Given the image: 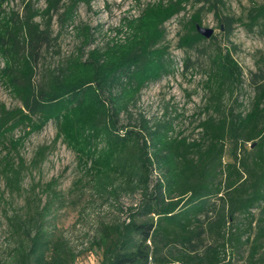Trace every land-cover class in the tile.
Masks as SVG:
<instances>
[{
  "label": "trees",
  "instance_id": "obj_1",
  "mask_svg": "<svg viewBox=\"0 0 264 264\" xmlns=\"http://www.w3.org/2000/svg\"><path fill=\"white\" fill-rule=\"evenodd\" d=\"M12 1L0 0V82L19 102L12 108L0 102L7 187L18 189L23 167L21 158L15 167L9 153L53 121L54 140L75 153L94 197L106 203L123 195L140 198L122 220L100 223L92 240L79 246L50 218L59 200L55 191L42 206L28 201L23 214L6 218L0 264H75L92 250L101 255L98 264H234L230 252L245 246L248 264H264V208L252 213L264 204V73L254 74L249 108L226 105L242 83V69L232 48L217 46L209 58L207 116L197 124L198 138L176 131L174 118L133 117L130 110L148 83L172 71L162 44L166 21L197 5L177 42L193 48L205 39L197 28L204 12H212L228 38L236 23L252 29L264 20V3L250 7L244 22L221 12L224 0H154L136 15H124L113 36L93 47L95 27L75 25V51L36 81L42 53L55 39L53 15L60 27L72 25L81 0H45L42 9L22 0L21 11L9 6ZM189 65L186 59L184 67ZM15 130L23 132L12 138ZM46 149L39 148L35 161Z\"/></svg>",
  "mask_w": 264,
  "mask_h": 264
},
{
  "label": "rangeland",
  "instance_id": "obj_2",
  "mask_svg": "<svg viewBox=\"0 0 264 264\" xmlns=\"http://www.w3.org/2000/svg\"><path fill=\"white\" fill-rule=\"evenodd\" d=\"M154 0H90L89 3L81 0L76 9L75 21L72 25L60 27L57 14L52 18V36L55 39L42 53L36 81L48 67L59 64L66 56L75 51L79 44L76 37L75 25L88 24L95 27L96 39L90 46L102 45L111 36L112 28L118 26L124 15H136L139 9L147 2ZM223 14L243 17L253 5L262 4L264 0H224ZM15 10L21 11L22 0H13L9 4ZM33 6L39 9L45 7V0H34ZM196 6L187 5L185 11L174 15L165 22V37L162 44L168 47V57L172 60V71L160 79L148 83L140 92L138 100L130 110L133 117L143 113L150 119L161 118L163 115L174 118L176 131H181L189 139L198 138L199 121L207 116L204 106L208 92L205 81L209 72V58L214 49L232 48V56L242 69V83L236 87L232 96L225 98V104L236 109H247L254 96V74L264 73V20L260 19L252 29L246 25L236 23L228 38L224 37L223 30L217 24L212 12H204L202 24L204 28L212 30L211 37H205L193 48L178 47V37L183 32L182 24ZM37 21L43 22L41 17ZM213 37V38H212ZM188 59L190 65L186 69L184 61ZM2 62L0 61V67ZM0 102L12 108L19 105L9 91L0 82ZM242 105H238L241 104ZM126 122L128 117L122 118ZM22 130H15L12 138L22 134ZM56 125L49 121L40 131L30 134L16 151H11L9 159L18 164L23 160L20 172V183L17 190L7 187L3 174V157L8 149L0 146V256L6 249V218L13 214H23L28 201L42 206L51 196V191L58 194L59 200L50 216L54 217L59 232L73 245H86L96 234L100 223H110L123 219L128 207L135 205L140 196L123 195L117 203L102 202L92 195L88 186V178L84 177L82 169L77 165L75 153L69 149L61 139L54 140ZM46 146L41 160L36 159V152ZM229 161L228 148L224 162ZM48 185H51L49 190ZM264 208L261 204L252 213L259 215ZM121 209L123 213L119 211ZM242 221V219L240 218ZM264 253V251L262 252ZM100 253L96 250L86 252L80 256L75 264H98ZM234 264H248L247 246L239 253L230 252Z\"/></svg>",
  "mask_w": 264,
  "mask_h": 264
},
{
  "label": "water",
  "instance_id": "obj_3",
  "mask_svg": "<svg viewBox=\"0 0 264 264\" xmlns=\"http://www.w3.org/2000/svg\"><path fill=\"white\" fill-rule=\"evenodd\" d=\"M198 31L204 36L209 37L212 33V30L210 28H204L202 26H198Z\"/></svg>",
  "mask_w": 264,
  "mask_h": 264
}]
</instances>
